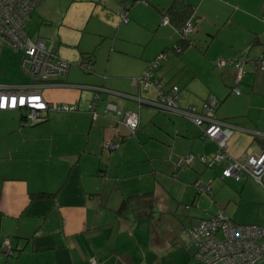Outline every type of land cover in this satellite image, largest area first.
Returning <instances> with one entry per match:
<instances>
[{
	"label": "crops",
	"instance_id": "crops-1",
	"mask_svg": "<svg viewBox=\"0 0 264 264\" xmlns=\"http://www.w3.org/2000/svg\"><path fill=\"white\" fill-rule=\"evenodd\" d=\"M188 1L193 4L192 0ZM170 2L166 5L149 3L161 14ZM229 2L235 4L229 18L238 23L236 16L248 13L246 0ZM263 5L264 0L260 7ZM132 6V0H40L32 8L24 25L27 35L33 39L43 38L48 48H54L68 61L64 74L50 79L52 84L39 86L46 100L79 104L82 89H87L83 85L111 84L110 79L98 78L95 82L96 76L92 72L100 54L108 55L109 63L104 69L108 71L114 57L117 59L129 52L126 43L131 38L126 32L137 25L133 17L136 15L130 9ZM122 10H126L127 20L121 18ZM194 13L202 16L198 9H194ZM141 21L142 18L138 19V23ZM146 24L150 25V22ZM158 24L160 22L155 21V28ZM246 29L247 34L238 39L242 43H249L242 63L244 71L238 82L234 79L235 67L225 64L221 66L224 77L221 80L211 81L208 78L202 83L191 81L185 93H181L179 88L181 106L193 104L198 108L209 94L218 100L215 115L233 124L226 142L227 152L233 156L264 149V72L254 68L250 60L254 53L264 57V28L260 31L251 27ZM258 43L263 45L261 52L252 47ZM3 47L0 50V65L9 62L8 57L1 54ZM234 52L235 49L229 51L230 54ZM177 54L178 64L184 70L189 69L190 65L179 52ZM85 60L90 63L88 71H83L79 65ZM120 60H116V63ZM171 61L169 59L161 65L163 71L156 77L162 81L164 90H167L165 85L175 82L178 77L172 74L174 65L166 70ZM10 66L12 71L13 62H10ZM194 76L195 73L192 74ZM6 78L13 81L1 83H22L29 79ZM238 84L241 92L229 94L227 88L233 89ZM202 91V94H206L198 98L196 93ZM140 93L152 98L150 88L142 89ZM228 96H232V99ZM100 98L101 104L98 103L99 96L96 101L97 114L94 117L91 115L90 120L87 110L68 115L76 144L72 142L63 147L52 143L51 136L55 133L48 122L30 127L25 120H21L23 110L0 109L3 117L0 121V244L4 237H8L11 245V253L0 247V264H88L90 257H95L97 264H160L157 255L167 247L163 246L164 240L169 239V236L162 238V211L170 213L172 210L167 202L173 201L183 186L181 193L195 203L202 192L196 191L193 181L201 172L213 170L216 164L222 165L221 169L226 164V161H220L212 167L205 166L199 156L211 154L215 142L204 137L198 126L180 112L170 111L168 117L171 125L166 131L174 135L158 132L154 143L161 151H151L147 145V142L150 143L149 137L143 127L146 121L141 118V107L148 105H140L139 101L128 102L108 94ZM225 98L228 102L220 106ZM235 99L238 105H242L241 118L233 115L234 106L228 107ZM106 101L115 103L122 111L137 112L138 127L134 133L128 131L123 121L111 116L113 120L102 113ZM50 110L56 109L41 111L46 116L43 121L48 120ZM82 120H85L84 125ZM79 122L83 130L88 122L85 134L74 130L73 125ZM93 131L94 144L90 141ZM115 136L121 138L116 148L109 149L101 144L104 139ZM47 137L49 143L45 142ZM187 153L194 154L189 166L176 168V158ZM156 175L167 180L158 181ZM249 177L243 173L239 179H235L244 180L235 193L240 199L245 194V200H251L254 188L264 196V173L260 182L254 179L256 186L249 183ZM174 183H178L176 189H173ZM38 191L49 194L34 195ZM142 191L155 192L162 207L156 199V208L151 212H147L146 208L140 209L139 215L130 213L124 216L117 212L124 196ZM212 192L213 189L210 195ZM218 208L225 212L224 208ZM187 229L188 226L184 231L187 232ZM153 234L159 237L154 242ZM157 242L162 245L161 248H158Z\"/></svg>",
	"mask_w": 264,
	"mask_h": 264
},
{
	"label": "rangeland",
	"instance_id": "rangeland-1",
	"mask_svg": "<svg viewBox=\"0 0 264 264\" xmlns=\"http://www.w3.org/2000/svg\"><path fill=\"white\" fill-rule=\"evenodd\" d=\"M169 1L170 0H148V2L139 1L133 3V6L130 9H132V12L136 15L133 17L136 19L137 25L133 26L132 29H128L126 32L131 38V40L126 43L129 52L122 54V56L120 55L121 57L117 59L114 57L111 60V67L108 71L104 70L105 66L109 63L108 55L106 53H99L100 55L98 54L99 56L95 63V71L92 72V75L96 76L95 82L98 81V78L99 80L110 79V85H83L84 88L87 87V89H82V95L79 104H77L79 107H77L76 110H50L47 121L32 124L30 121L25 120V124L33 127L38 126L43 122H48L49 128L55 133L51 136L52 143L58 145V147L66 146L72 142L76 144L74 134H71V125L68 115L74 112L87 110V101L90 100L96 92L99 95L98 103L100 104L102 102L100 97H104L107 94L110 96H117V98L124 99L128 102L137 103V96H141L142 98L145 97L140 93L143 86L142 75L145 71H148L149 75L153 76V78L158 77L163 71L161 65L167 63L169 59H172V61L166 70L174 65L172 68V74L178 77L175 82L166 83L167 85L164 86L165 89H169L171 85L175 84L180 88L181 93H185L186 87L189 88L187 85L191 81L202 83L208 78L211 81L221 80V78H224L222 76V67L217 66L214 63L215 58L219 56L224 58L234 57V59H238L239 57L246 58V50L248 49L249 43H242L238 39L247 34L246 28L251 27L252 30L258 29L259 31L264 28V5L260 7L263 0H246L245 6L247 7L246 10L248 13L236 16V19H239L237 20L239 21L238 23L229 18L233 5H235L233 2L229 4V0H192L195 9H198L202 16L197 20V29L194 27L189 34L190 41L183 47L181 46L179 51L181 57H183L190 65L189 69L186 68L185 71L182 65L178 64L179 55L175 49L171 47L175 46V41L181 36V34L177 29L175 30L170 23H161V20L164 18L163 15L151 5V3L156 2H160L161 5H166ZM141 18L142 21L138 23V19L141 20ZM155 21L160 22L156 28L154 26ZM148 22H150V25L153 27L149 24L147 25L146 23ZM252 36L254 38V34H252L251 37ZM237 45L240 46L238 47ZM163 47H166L164 52L165 58L161 60L157 66L149 67L150 62L153 61L157 55L161 54V49ZM252 47L260 49L259 52H261L263 45L258 43L253 44ZM7 48L8 47H3L1 51L2 55L4 54L5 57H8L9 62L0 65V69H2V72H0V82L13 81L11 80L12 78H6L13 76L14 78L20 77L21 81L27 80L28 75L20 66L21 52ZM231 49H235V52L230 54L229 51ZM258 54L259 53H254L251 57L260 56ZM248 56H250V54ZM116 60L120 61L116 63ZM10 62H13L14 65L12 71L10 70ZM16 62L17 67L15 68ZM139 62L141 63L140 66ZM248 62L251 63L250 61ZM209 63L211 65H209ZM194 73L196 76L192 77V74ZM148 88H150L152 99H155L158 94L157 86L154 83H150ZM236 89H238L239 92L242 90L238 84L236 87L233 86V89L227 88V91H229V94H235ZM202 93L203 91L197 92V97L200 98L206 94ZM228 98L232 99V96H228ZM227 102V98H225L219 105L225 106ZM182 106L185 105L182 104ZM233 106V115H239L238 118H241L240 112L242 110V105H238V102L235 99L232 101V104L228 105V107L231 108H233ZM141 111L142 121H146L143 127L150 142H147V145H149L151 151H161V149L158 148V145L154 143V140L157 139L158 132L174 135L172 133L169 134L166 131V128H169L171 125L168 120V117H170V111L150 106H142ZM87 112L89 113L88 118L90 120L91 113L88 110ZM111 116L112 115L108 114V117L113 119ZM2 118L3 117L0 115V121ZM82 122L84 125L85 120H82ZM73 128L76 131H80L79 133L85 134L88 130V122L85 130L81 127V122L75 123ZM139 131L140 130L137 132ZM94 134L95 131L91 132L90 135V141L92 144H94ZM45 142L49 143L48 137ZM102 143L103 141L101 144ZM221 166L222 165L216 164L213 170L207 168L210 170H206L205 173L201 172V174L197 176L205 182L212 179L210 181V186L213 189L212 195L202 192L200 198L197 199L195 203H192L190 199L187 198V195L184 196V194L181 193L184 188L181 186L178 196L173 201L167 202L172 208L171 212H165L167 210L162 209V217L164 220L162 238H167L169 236V239L167 241L164 240L163 246L167 247H164L165 249L157 255L158 260L161 262L160 264H202L193 255V247L185 249L184 245L187 232L184 231V228L197 223L199 218L207 213L206 210L215 211L218 207H222L225 212L237 222H256L264 224V196L258 192V190L253 188L251 200H248L247 198V200H245V194L240 199L235 192L239 190L240 185L244 182L243 178L239 181L232 177L221 179ZM213 174L215 175L214 177ZM156 179L158 181L167 180L166 177H161L160 175H156ZM191 180H193V178ZM249 183L256 186V182L251 176L249 177ZM177 185L178 183H174L173 189H176ZM152 195L156 201V199H158L157 194L154 192ZM157 202L162 207L159 199ZM168 205L166 207H168ZM155 239H159V237L153 234L152 242H154ZM156 245L158 248H161L162 246L158 242Z\"/></svg>",
	"mask_w": 264,
	"mask_h": 264
},
{
	"label": "built area",
	"instance_id": "built-area-1",
	"mask_svg": "<svg viewBox=\"0 0 264 264\" xmlns=\"http://www.w3.org/2000/svg\"><path fill=\"white\" fill-rule=\"evenodd\" d=\"M40 0H0V50L6 45L13 50L21 52L20 66L28 75V81L22 83H1L0 82V109H21L24 117L29 121H37L41 118V111L57 109L73 111L77 109L76 102L46 100L39 86L52 84L54 79L67 70L68 61L61 57L54 48H48L43 38H31L24 30V25L29 19L30 11ZM146 2V0H136ZM163 24L168 18L163 16ZM121 18L127 20L126 10L121 11ZM264 18V11H263ZM193 29V20L189 19L183 26V34H188ZM178 51L179 47L176 46ZM165 54L157 55L150 62L149 67L157 66ZM244 57L238 59L217 57L215 64L223 66L232 64L236 69L235 82L241 79L244 71L242 63ZM252 66L264 72V57L257 56L250 58ZM89 69V62L82 63ZM143 79L142 89L154 83L158 88V95L155 99H144L137 96V100L148 101L153 107L178 111L194 122L201 130V134L215 142L214 151L211 154L201 155L199 159L206 167H212L220 161H226L221 169V177H232L239 179L243 173L250 175L256 181H261L264 173V149L256 153L233 156L227 152L226 142L232 133L233 124L215 115L217 100L209 94L203 99L200 107L193 104L179 105L177 85H171L169 89L162 88V81L153 78L148 71L141 77ZM239 93V90H235ZM96 92L87 101V110L94 117L97 114ZM103 114H111L116 120L123 121L130 129L138 124V114L133 110L122 111L115 103L107 101L102 109ZM118 144L117 137L103 140V146L113 149ZM194 158L193 153L179 156L175 164L180 167L189 166ZM193 185L199 192L211 193L209 182L200 178L193 181ZM0 247L7 253H11L9 238L4 237ZM185 249L193 247V255L202 264H264V224L254 222H237L228 216L221 208L214 212H207L197 223L190 225L186 233ZM88 264H97L95 257L88 259Z\"/></svg>",
	"mask_w": 264,
	"mask_h": 264
},
{
	"label": "trees",
	"instance_id": "trees-1",
	"mask_svg": "<svg viewBox=\"0 0 264 264\" xmlns=\"http://www.w3.org/2000/svg\"><path fill=\"white\" fill-rule=\"evenodd\" d=\"M135 1L136 0H132V3H134ZM194 9H195L194 5L191 4V2H189L188 0H171V2L168 4V6L161 11V14L168 18V22L167 23H170L171 25H173L179 31V33L181 34V36L177 39V41L175 43V46H172V48H174V49H175L176 46L179 47L178 51L175 50L176 52H179L181 46L183 47L185 44H187L190 41L189 34H190V32L192 30L187 35L183 34V26H184V24L186 23L187 20L192 19L193 20V28L195 27V24H196V22H197L199 17L194 13ZM161 52L164 53L165 52V48H163L161 50ZM83 62H88V61L85 60V61L80 62L79 63L80 67L82 68L83 71H88L89 69H87L82 64ZM147 88H148V86H147ZM147 88H145V89H147ZM178 93H179V88H178ZM179 97H181L180 94H179ZM143 98L147 99V100L148 99H152V98H147V97H143ZM217 104H218V100H217ZM140 105H148V106L153 107L152 104H150L148 101H145V100L140 101ZM24 115L25 114H24V111H23L22 116H21V120H26ZM45 119H46V116L42 115L39 120L34 121V122L30 121V122L32 124H35V123H39V122H41V121H43ZM127 127L129 128L128 125H127ZM137 127H138V124H137V126L134 129H130L129 128L130 133H134L136 131ZM115 137H117V136H115ZM120 139L121 138H118L117 146L119 145V143L121 141ZM175 167L178 168V169L179 168H183V167H180V166H178L176 164H175ZM195 189H196V187H195ZM196 191L198 193H201L197 189H196ZM48 194H49V192H43V191H38V192L34 193V195H36V196H44V195H48ZM154 201L155 200H154V197L152 195V191H142V192H139V193L129 194L127 196H124L121 199V201L119 203V206L117 207V212L120 215H124V216H127L130 213H132L134 215H139L140 214L139 210L142 209V208H146L147 212H151V211L154 210V208H156V204H155Z\"/></svg>",
	"mask_w": 264,
	"mask_h": 264
}]
</instances>
